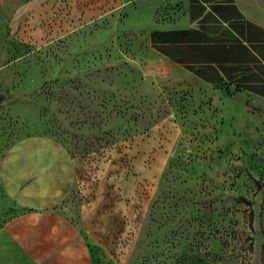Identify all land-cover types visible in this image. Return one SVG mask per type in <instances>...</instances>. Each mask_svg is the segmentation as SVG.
<instances>
[{
  "label": "rangeland",
  "instance_id": "rangeland-1",
  "mask_svg": "<svg viewBox=\"0 0 264 264\" xmlns=\"http://www.w3.org/2000/svg\"><path fill=\"white\" fill-rule=\"evenodd\" d=\"M181 5L0 0V215L4 161L50 140L88 264H264V140L247 101L158 50Z\"/></svg>",
  "mask_w": 264,
  "mask_h": 264
},
{
  "label": "crops",
  "instance_id": "crops-1",
  "mask_svg": "<svg viewBox=\"0 0 264 264\" xmlns=\"http://www.w3.org/2000/svg\"><path fill=\"white\" fill-rule=\"evenodd\" d=\"M170 1L181 3L188 19L164 29L174 37L158 50L213 88H228L247 101L250 131L264 140V14L258 0ZM32 146L34 154L4 161L9 201L3 209L9 213L0 220V264H88L84 230L61 209L76 184L75 162L50 140Z\"/></svg>",
  "mask_w": 264,
  "mask_h": 264
}]
</instances>
